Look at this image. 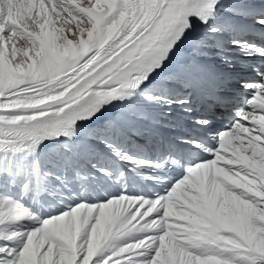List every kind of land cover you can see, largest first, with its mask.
Segmentation results:
<instances>
[{
    "label": "snow or ice",
    "instance_id": "1",
    "mask_svg": "<svg viewBox=\"0 0 264 264\" xmlns=\"http://www.w3.org/2000/svg\"><path fill=\"white\" fill-rule=\"evenodd\" d=\"M0 264H264V0H0Z\"/></svg>",
    "mask_w": 264,
    "mask_h": 264
}]
</instances>
